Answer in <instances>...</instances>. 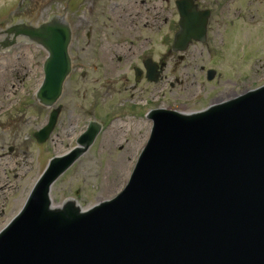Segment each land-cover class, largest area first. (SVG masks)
Here are the masks:
<instances>
[{"label":"water","instance_id":"water-1","mask_svg":"<svg viewBox=\"0 0 264 264\" xmlns=\"http://www.w3.org/2000/svg\"><path fill=\"white\" fill-rule=\"evenodd\" d=\"M203 31V23H183L175 50ZM52 58L39 92L47 105L68 70L67 59ZM56 117L36 134L40 142ZM151 118L124 189L85 211L70 201L51 207L49 189L98 127L52 158L0 235V264H264V84L193 114L159 109Z\"/></svg>","mask_w":264,"mask_h":264},{"label":"flooded vegetation","instance_id":"flooded-vegetation-1","mask_svg":"<svg viewBox=\"0 0 264 264\" xmlns=\"http://www.w3.org/2000/svg\"><path fill=\"white\" fill-rule=\"evenodd\" d=\"M241 2L0 0V230L39 179L41 143L36 132L41 107L46 115L58 107V121H85L81 131L96 122L97 137H147L148 114L159 106L151 103L153 84L160 87V105L166 106V79L174 70V65L168 66L169 59L198 60L199 55L187 49L208 46L213 26L224 23L226 15L240 12ZM204 20L205 42L194 41L182 53L172 51L181 21ZM57 36H62V43L69 37L61 54L69 60L70 69L61 95L47 108L37 92L44 60L54 49L42 43L53 45ZM204 67L201 70L207 76ZM30 119L34 128L28 127Z\"/></svg>","mask_w":264,"mask_h":264},{"label":"rangeland","instance_id":"rangeland-1","mask_svg":"<svg viewBox=\"0 0 264 264\" xmlns=\"http://www.w3.org/2000/svg\"><path fill=\"white\" fill-rule=\"evenodd\" d=\"M240 12L226 15L225 22L215 24L208 46H190L187 53L199 55L198 60L177 62L169 59L167 89L164 99L183 112L200 109L213 101L229 98L264 83V0H241ZM212 44V46H211ZM170 47V45H169ZM210 54L208 56V52ZM217 70L218 79H206L201 67ZM180 81L178 83L175 79ZM173 82V86H170ZM160 87L153 84L152 96H158ZM196 96L194 100L191 95ZM171 102V103H170ZM153 103H155L153 101ZM178 103H183L179 106ZM46 109H41L39 127L46 121ZM85 121L59 118L48 141L39 145L40 173L54 155L74 147L77 134ZM28 127L32 125L31 119ZM136 132V129H135ZM83 154L80 162L70 167L69 173L57 179L51 187L54 204L72 199L80 208H88L114 196L126 183L132 165L145 137H97ZM122 147V148H119Z\"/></svg>","mask_w":264,"mask_h":264},{"label":"bare ground","instance_id":"bare-ground-1","mask_svg":"<svg viewBox=\"0 0 264 264\" xmlns=\"http://www.w3.org/2000/svg\"><path fill=\"white\" fill-rule=\"evenodd\" d=\"M144 139V137H142V140ZM66 201H72V200H66ZM57 206H59V205H57Z\"/></svg>","mask_w":264,"mask_h":264}]
</instances>
